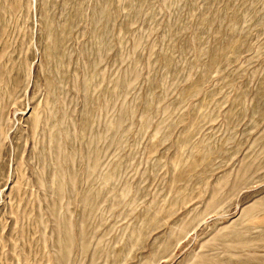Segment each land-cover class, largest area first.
I'll use <instances>...</instances> for the list:
<instances>
[{"label":"rangeland","instance_id":"rangeland-1","mask_svg":"<svg viewBox=\"0 0 264 264\" xmlns=\"http://www.w3.org/2000/svg\"><path fill=\"white\" fill-rule=\"evenodd\" d=\"M0 264H264V0H0Z\"/></svg>","mask_w":264,"mask_h":264}]
</instances>
